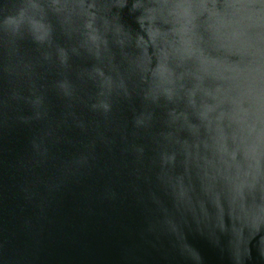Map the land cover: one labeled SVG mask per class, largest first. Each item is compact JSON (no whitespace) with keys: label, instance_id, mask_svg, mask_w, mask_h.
Returning <instances> with one entry per match:
<instances>
[{"label":"water","instance_id":"obj_1","mask_svg":"<svg viewBox=\"0 0 264 264\" xmlns=\"http://www.w3.org/2000/svg\"><path fill=\"white\" fill-rule=\"evenodd\" d=\"M0 264H264V0H0Z\"/></svg>","mask_w":264,"mask_h":264}]
</instances>
